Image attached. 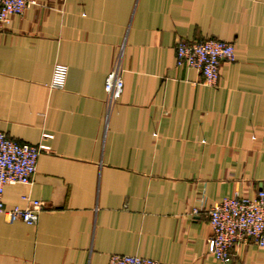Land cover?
<instances>
[{
	"label": "crops",
	"instance_id": "0c3cea01",
	"mask_svg": "<svg viewBox=\"0 0 264 264\" xmlns=\"http://www.w3.org/2000/svg\"><path fill=\"white\" fill-rule=\"evenodd\" d=\"M32 1L0 24V131L49 150L2 202L46 207L33 226L0 217V264H264L252 244L228 263L206 245L212 206L264 188V0ZM207 39L236 51L213 86L175 65L177 43Z\"/></svg>",
	"mask_w": 264,
	"mask_h": 264
},
{
	"label": "built area",
	"instance_id": "2783aa9c",
	"mask_svg": "<svg viewBox=\"0 0 264 264\" xmlns=\"http://www.w3.org/2000/svg\"><path fill=\"white\" fill-rule=\"evenodd\" d=\"M32 0H0V24L7 25L13 16H20L34 4ZM175 65L178 68L196 70L207 85H216L222 63H235L234 45L215 39L200 42H179L174 47ZM68 68L57 63L53 66L49 88H64ZM123 89L118 69L112 70L106 77L104 91L108 105H113ZM45 139L48 136H44ZM46 145L32 146L21 144L8 138L0 131V217L8 224L21 221L28 226L37 223L39 214L46 205L39 200H30L23 196L27 206L8 208L2 202L3 192L9 185H29L36 172L37 159L42 151H48ZM198 213L192 209V215ZM211 236L207 239V252L215 260L228 263L232 251L238 244H252L264 248V188L257 190L253 198L234 195L224 198L212 206L208 212ZM108 264H164L159 261L133 255L115 254Z\"/></svg>",
	"mask_w": 264,
	"mask_h": 264
}]
</instances>
